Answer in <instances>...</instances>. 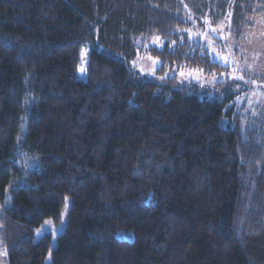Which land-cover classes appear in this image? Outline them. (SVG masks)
Wrapping results in <instances>:
<instances>
[{"label":"trees","instance_id":"1","mask_svg":"<svg viewBox=\"0 0 264 264\" xmlns=\"http://www.w3.org/2000/svg\"><path fill=\"white\" fill-rule=\"evenodd\" d=\"M257 26L264 0H0L6 264H264V74L236 44Z\"/></svg>","mask_w":264,"mask_h":264},{"label":"rangeland","instance_id":"2","mask_svg":"<svg viewBox=\"0 0 264 264\" xmlns=\"http://www.w3.org/2000/svg\"><path fill=\"white\" fill-rule=\"evenodd\" d=\"M220 28V27H219ZM199 34H194V37L197 38ZM206 40H209L207 37ZM156 45H159L161 41L159 39H151ZM226 41L232 46V42L230 38H226ZM210 42H212L210 40ZM238 46V52L243 54V58L245 60L246 66L253 72H259L264 74V29L262 26H257L252 31L247 32L245 38L240 39L236 42ZM218 54V53H217ZM222 60H225V57L218 54ZM86 55L83 56V60H85ZM219 57V59H220ZM229 59V58H228ZM230 60V59H229ZM155 61V62H154ZM231 61V60H230ZM160 61L158 59L150 56L145 52H141L137 58L133 61L132 66L139 70L141 73L145 75H152L153 72L159 66ZM239 63L237 62V66ZM238 67V68H239ZM80 71H83V66H81ZM183 73V75L181 74ZM185 76L188 78L198 79L201 83L212 84V80L216 75H207L202 72L194 71V70H182L178 73V77ZM217 78L221 79L224 78V75L221 74ZM250 101L257 102L261 101L264 102V96L259 90H253L250 95ZM8 203V202H7ZM5 203V205H7ZM69 206V198L65 200V204L60 212V221L58 224H54L51 219H45L44 222L38 227L34 232V240L40 239L45 234H50L52 237V244H55L56 236L62 232L64 229L66 220H67V212ZM1 208V206H0ZM48 222V223H45ZM0 264H6V256L5 251L3 248L0 247ZM44 264H50V254H48L45 258Z\"/></svg>","mask_w":264,"mask_h":264},{"label":"snow or ice","instance_id":"3","mask_svg":"<svg viewBox=\"0 0 264 264\" xmlns=\"http://www.w3.org/2000/svg\"><path fill=\"white\" fill-rule=\"evenodd\" d=\"M155 62V61H154ZM182 75H183V73H181ZM241 79H242V77H241ZM45 223H48V222H45Z\"/></svg>","mask_w":264,"mask_h":264}]
</instances>
